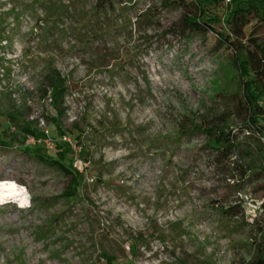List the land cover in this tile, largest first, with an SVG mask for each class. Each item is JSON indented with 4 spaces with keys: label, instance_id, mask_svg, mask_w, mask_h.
<instances>
[{
    "label": "rangeland",
    "instance_id": "rangeland-1",
    "mask_svg": "<svg viewBox=\"0 0 264 264\" xmlns=\"http://www.w3.org/2000/svg\"><path fill=\"white\" fill-rule=\"evenodd\" d=\"M198 1L227 31V0ZM251 3L264 13V0ZM188 9L172 0H0V183L28 191L26 202L0 200V264L252 260L264 241L261 179L241 178L247 159L221 162L206 134L188 130L229 119L240 132L237 104L253 75L232 64L233 44L182 32ZM51 73L68 87L60 95ZM65 135L89 163L75 168L71 149L64 163L75 175L35 156L58 159ZM72 178L76 192L65 197ZM233 183L242 188L231 192Z\"/></svg>",
    "mask_w": 264,
    "mask_h": 264
},
{
    "label": "trees",
    "instance_id": "trees-1",
    "mask_svg": "<svg viewBox=\"0 0 264 264\" xmlns=\"http://www.w3.org/2000/svg\"><path fill=\"white\" fill-rule=\"evenodd\" d=\"M114 1L124 2V0H97L99 6L105 7L113 4ZM216 3H224V0H210ZM252 0H230L228 1V23L227 31H221L216 28L214 22L205 19V11L198 0H172L178 6L189 8L184 12L179 23V28L187 34H205L213 32L218 42L224 47L232 46L234 49L232 64L240 70L242 77L252 72L253 78L248 81L243 80V88L241 89V98L237 104V109L242 113L244 119L240 132L234 131L229 125V119H225L224 123H209L207 126L196 125L190 126L189 133L199 130L207 135L208 141L206 147L215 152L216 157L221 162L229 161L234 155L247 159L248 163L238 166L236 170L241 174V178L250 180L252 177L258 176L261 179L259 186L264 191V158L256 160L257 150L264 148V125L260 123V118L264 116V33L260 32V25L264 22V13L261 12L257 4L251 3ZM256 18V19H255ZM253 19L256 22L253 23ZM172 29H170L171 31ZM233 41V43H231ZM51 82L53 89L60 95L64 89H68L63 85L61 80L51 73ZM22 128L31 134H35L34 129L29 127ZM243 135V136H242ZM12 143L15 139L9 138ZM1 144L3 142L0 141ZM67 145V146H66ZM56 144L59 150L58 159H50L36 154L40 160L58 167L67 175H73L74 171L67 166L64 161L67 153L71 151L68 144ZM75 175V174H74ZM70 182L64 196H73L76 192L77 181L75 178ZM231 192L238 191L242 185L233 183L230 185ZM227 201L230 199L231 193H228ZM238 203L236 205H239ZM235 205H229L225 209H221L224 214H230ZM237 212V211H235ZM256 253L251 261L244 264H264V241L255 244ZM108 264H113L108 262Z\"/></svg>",
    "mask_w": 264,
    "mask_h": 264
},
{
    "label": "built area",
    "instance_id": "built-area-1",
    "mask_svg": "<svg viewBox=\"0 0 264 264\" xmlns=\"http://www.w3.org/2000/svg\"><path fill=\"white\" fill-rule=\"evenodd\" d=\"M228 1H230V0H227V2ZM38 120H39V126H40L42 132L44 134L48 135L50 133V131H49V128H48L46 121L43 118H39ZM38 141H42V139L37 140L35 137L32 138L33 144H36ZM62 141L67 143L75 153L73 166L75 168H81V169L87 168L89 163H86L82 158H80L81 146L78 145L75 140H73L72 138H70L66 135L62 137ZM47 142H48V144L53 143L52 140H48Z\"/></svg>",
    "mask_w": 264,
    "mask_h": 264
},
{
    "label": "bare ground",
    "instance_id": "bare-ground-1",
    "mask_svg": "<svg viewBox=\"0 0 264 264\" xmlns=\"http://www.w3.org/2000/svg\"><path fill=\"white\" fill-rule=\"evenodd\" d=\"M10 198L26 202L28 200V191L17 182L5 181L0 183V200L4 201Z\"/></svg>",
    "mask_w": 264,
    "mask_h": 264
}]
</instances>
